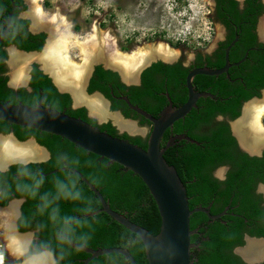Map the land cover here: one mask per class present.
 I'll list each match as a JSON object with an SVG mask.
<instances>
[{
    "label": "trees",
    "instance_id": "trees-1",
    "mask_svg": "<svg viewBox=\"0 0 264 264\" xmlns=\"http://www.w3.org/2000/svg\"><path fill=\"white\" fill-rule=\"evenodd\" d=\"M14 2L17 6L20 4L18 0ZM7 3L9 11H11L12 3L11 1ZM217 4L220 20L229 27H233L232 24H236L238 27L246 29L244 31V38H247V41L251 42V46L254 45V41L251 39L252 35L247 29L248 27L253 28L255 26V17L252 16L250 18V14L259 8L260 5L257 4V0H249L245 12H241L238 9V2L234 0H217ZM5 5V1L0 0V34L4 32L6 26L7 14H4L3 11ZM12 22L14 24L11 27L10 33L0 48L1 103L11 105L22 104L30 107H36L41 103L43 107H49L71 117L81 119L113 137L129 141L145 150L147 149V141L140 137H130L127 134L118 135L117 130L110 123L98 125L95 120L87 116L85 108L71 109V97L68 94H60L53 85L52 79L37 64L33 65L31 71L29 84L31 91H28L25 87L17 90L10 88L8 86L9 77L7 76L6 66L8 55L2 49V46L15 44L18 49L23 51H42L45 38L44 35L31 37L27 33L28 21H16L13 18ZM38 38L41 39L39 42L31 43L33 39ZM259 61V64L253 69L254 72L246 78V84L237 83L234 87H231L230 83L228 87V84H223L224 88H222V92L216 100H202V102L206 103L207 108L204 114L191 113L190 116H187L185 126L181 124L182 121L176 124V132H186L191 141L177 140L166 149L164 158L170 166L176 169L183 182L191 210L197 208L198 205L203 206L213 202L214 204H219L221 208L227 204L231 206L237 204L239 207L235 210V213H240L244 218L254 221L260 218L262 214L264 215L263 212H259V198L254 193L255 184L252 183L253 176L248 175L249 171L252 172L256 169H249V165L254 160H250L246 155H240L236 159L234 154L237 153V145L235 139L230 135L228 126L226 123L215 121V117L218 114L229 115L232 119L239 117L243 101H247L254 96H259L257 89L264 88V56H261ZM118 79L117 73L105 71L102 67H97L90 82L89 92L99 91L103 93L113 102V111L121 109L126 117L133 116L136 119L138 115H132L133 112L130 110L129 105L124 102H116L110 93L111 89L109 85H113L112 87L115 90H125L124 86L118 85ZM251 86H257L256 92L247 93L245 89ZM127 96L130 100L129 102L135 105L140 104L144 110L155 117H157L158 114L156 113L166 102L165 99H158L157 104L152 106L143 104L140 99L137 101L130 94H127ZM178 101H181V99H177L175 102ZM143 122L147 121L143 120ZM11 131L21 141L27 140L31 136H36L38 142L51 152V160L49 162L40 165H30L34 171L37 169L41 170L47 178L41 192L52 189L51 182L59 172L50 175L46 174L57 169V155L67 153L71 157L78 159V171L101 192L113 210L124 214L133 223L147 229L152 234H159L162 220L157 204L146 184L132 171L126 170L117 163H111L107 159H102L93 153H89L60 136L0 120V133L8 134ZM167 138L161 144V148L166 147ZM230 162L235 166V171L230 174L227 182H220L212 176V171L217 167ZM15 172L16 168L13 167L9 173V179H11L12 174ZM93 179L98 183H93ZM237 185V191L232 194ZM81 186L83 187L84 194L97 202V219L100 221L94 225L95 230L89 249L125 248L132 254L138 264H148L145 245L141 238L107 213L101 211L102 205L100 200L82 180ZM223 187L224 189H222ZM233 195V202L229 203ZM36 204V200L25 199L22 207L25 216H30L35 212ZM61 207L66 212H72L75 205L61 202ZM244 218L231 217L230 223L232 221L233 223L230 224V227L221 224H216L213 227L207 226L208 228L201 229L202 236L195 232L191 236L193 245L191 249L192 264H246L238 255L234 254L235 247L244 245L240 232ZM41 219L44 218L36 216L34 222H39ZM203 219H207L204 214L199 212L194 213L190 219L191 230L195 231L198 222ZM250 234L264 237V230L252 231ZM198 242H200V245L196 246ZM88 257H90V254L86 251L74 254L70 257V264H84V260ZM89 264L130 263L123 255L113 253L96 258Z\"/></svg>",
    "mask_w": 264,
    "mask_h": 264
},
{
    "label": "flooded vegetation",
    "instance_id": "flooded-vegetation-1",
    "mask_svg": "<svg viewBox=\"0 0 264 264\" xmlns=\"http://www.w3.org/2000/svg\"><path fill=\"white\" fill-rule=\"evenodd\" d=\"M2 1H5L6 3L5 7H3V11H4V14H7V18L5 21L6 26H5L4 32L9 27V33H10L11 27L14 24L12 22L13 18H15L16 21H28L29 24L27 27V33L31 37H36L40 35L45 36L44 44H43V49H44V47L48 43L50 33L48 32L47 28L34 26V17L27 15L29 4H31L32 7H34V3L30 2L29 0H18L20 4L17 6L14 2L15 0H2ZM8 1H11L12 3L11 11H9V6L7 3ZM207 1L211 3V8H210L211 9V14H210L211 19L213 23L218 24L221 29V34L217 37V40L214 46L210 50L209 49L203 50V49L198 48L191 55L190 58H187L185 54L183 53L179 54V56L177 54L174 56L172 55V57H169V58L168 57L166 58L165 56H162L159 54L151 56L152 58L150 56H146V58L142 62L136 63V64H140V66L135 69V72L131 79H127L126 77H124L122 73L119 72L117 68L115 67L110 68L109 66L108 68H105L104 66L107 64H103V62L99 64H95L94 67L92 68V72L90 73V76H89V79L86 85V94H88V96H91L92 94L99 92V91H95L93 93H90L89 87H90L91 79L93 78L95 74L96 68L102 67V69L105 71H111L113 73H117L118 78H119L118 85L125 87V90L122 91L121 89L115 90L112 87L113 85H109L111 89L110 93L113 95V98L115 99L116 102L118 103L124 102L128 104L127 100L128 101L130 100L127 94H130V96L135 97L137 101L138 99H140V101H142L143 104H148L152 106L157 104L158 99L166 100V102L164 103V106H162V108L156 113L158 114L157 117L153 116L151 113L144 110L140 106V104L135 105L130 102L131 106L129 104L128 105H129L130 110L133 112L132 115H138V117L134 119L133 116L126 117L121 109L113 111L112 110L113 102L109 100L103 93L99 92L102 96H104L105 99L109 101L111 111L119 112L120 115H122V117H124L125 120H132L137 123L138 132L134 133L133 135L130 134L129 131L121 129L114 122L112 118H110V120L104 121L103 123L102 122L100 123V121H98V119L95 118V116L94 117L92 116L90 110L88 109V107H86L87 106L86 104H85L86 106L84 104L75 106L74 100H73L74 94L72 92V89H70L71 88L70 85L69 87L67 86L64 87V85L59 84L56 81L54 75H53V80H52L53 85L56 87L57 91L60 94H68L71 97V100H72L71 105H70L71 109L85 108L87 110V116L90 119L95 120L98 125L110 123L117 130L118 135L127 134L130 137H140L143 140L147 141V145H148V139L152 131L153 123L149 119H147L145 116L140 114L137 111V109L143 112H146L147 114L151 115L154 118H158L160 116V113L163 110H165L167 107H169L170 103H172L173 108H178L184 105L189 98V90L187 87L188 75L196 69H201V68L220 69L224 67L226 63V57H225L226 50L229 47V45L232 42H234L236 38H238L236 44L232 47V49L229 52V60H230L231 67L229 68L228 73L218 75V76L196 75L193 78V81H192L193 89L195 93L199 95V98L196 103V106L191 110V112L187 116H190L191 113L204 114L207 108H206V103L202 102V100H208V99L216 100L219 97V94L222 92L221 91L222 88H224L223 84L224 85L228 84L227 87L229 86V83L231 84V87L236 86L237 83L246 84L245 82L246 78H248L249 75L254 72L253 71L254 67L260 63L259 58L261 56H264V26H262L264 25V0H257V4H259L260 6L259 8L256 9L254 13L250 14V18L252 16L255 17V26L253 28L248 27L247 29L252 35L251 39L254 41V45L252 46L250 45L251 42L247 41V38H244V31L246 29H244L243 27H238L236 24H232L233 27H229L227 24L223 23L220 20V13L218 12V9H217V6H218L217 0H207ZM234 1L238 2V9L241 12H245L248 6L249 0H234ZM32 14L34 13L32 12ZM71 29L73 31V25ZM9 33L7 34V36L9 35ZM40 40H41L40 38L33 39L31 43H37ZM1 45H0V48H1ZM2 49L5 50L8 55V58L6 60V66L8 64L7 61L10 57L9 53L12 49L23 51V50L18 49L15 44H11L8 46H2ZM42 51H30V52L24 51V52H27V53L39 52L40 54ZM245 57H246V60L244 62H242L240 65H236V63L240 62ZM34 64L39 65L38 62H34L32 64V67L30 70L29 82H28L27 87H25L28 89V91H31L29 84L31 80V71H32ZM39 68L41 69L40 65H39ZM8 86L10 88H13L10 86L9 81H8ZM256 88L257 86H253V87L251 86V87H247L245 90L247 93H253V92H256ZM13 89L17 90L19 88H13ZM257 90L259 91V96L257 97L254 96L247 101H243L242 106L240 108L239 117L232 119V117L229 115L218 114L215 117V121L218 123H221V122L226 123V125L228 126L230 130V135L232 138L235 139V142L237 145V149H236L237 153L234 154L236 159H238L240 155H246L250 160H254V162H252L251 165H249V169L250 168H254V169L256 168V169L253 170L252 172L249 171L248 175L253 176L252 183L255 184L254 193L259 198V204H258L259 212L264 213V137H261L260 131L253 129L252 127L246 124L244 126V130L241 129V132L239 134L234 130V127H233L234 124L239 123L242 117H244V108L247 104H249L252 101L263 99L264 88H260ZM177 99L178 100L181 99V101L175 102ZM187 116L184 119L179 120V121H182L181 124L183 126H185L187 123V118H188ZM143 120H146L147 122H143ZM177 122L173 125L172 128H169L164 134L161 144L165 141L166 137H168L166 148L168 146L173 145L177 140L191 141L189 139L190 137L186 134V132L184 133L176 132ZM260 122L262 126L264 127V116L261 118ZM144 126H147L149 128V131L147 133H145V130L143 128ZM10 135L13 137L11 139L18 142L20 145L21 144L22 145L31 144V142L27 143V141L34 140L35 143L33 142L32 143L35 144L38 148H40L43 151V158L36 159V162H34L33 164L40 165V164L47 163L51 160L50 150L46 148L45 146L41 145L38 142L36 136H31L29 139L21 141L15 135V133L11 131L8 134L0 133V139H4L8 137L10 138ZM255 160L257 161V163H255L256 162ZM234 171H235V166L231 164L230 162V163L217 167L214 171H212V176L220 182H227L229 180L230 174L233 173ZM236 187L233 190L232 194L237 191L238 185ZM222 189H224V187ZM233 197L234 195L231 196L229 203L233 202ZM24 203H25V200H19V204H21L22 207ZM0 207L3 208L4 205L0 204ZM238 207L239 205L237 204L233 206L227 204L223 208H221L219 204H214L213 202H211L208 205H203V206L198 205L197 208H203L207 210L211 216L216 217V218L215 219L211 218L206 213L199 212L201 214H204L207 219H203L198 222V226L196 227V233H199V235L202 236L203 233L201 232V229L203 228L206 229L208 228L207 226L213 227L216 224H221L223 226L230 227L231 226L230 224L233 223V221L232 223H230L231 217L244 218V216L241 215L240 213L239 214L235 213V210H237ZM253 221L254 220L252 219L244 218L242 226H241L242 229L240 231L242 234L241 236H242L244 245L235 247L234 254H236L235 252L236 249L246 246L248 238H257V239L264 238V237L253 236L250 234V232L252 231H263L264 230V215L262 214L260 218H258L254 222ZM199 245H200V242H198L196 246H199ZM263 263H259V264H263Z\"/></svg>",
    "mask_w": 264,
    "mask_h": 264
},
{
    "label": "water",
    "instance_id": "water-1",
    "mask_svg": "<svg viewBox=\"0 0 264 264\" xmlns=\"http://www.w3.org/2000/svg\"><path fill=\"white\" fill-rule=\"evenodd\" d=\"M8 33L9 27L3 34L0 35V45ZM237 40L238 38H236V40L232 42L226 50V63L224 67L220 69H196L188 75L187 87L189 90V98L184 105L178 108H173L172 103H170L169 107L163 110L158 118H154L146 112L136 108L140 114L145 116L153 123L152 131L148 139V147L146 150L130 143L129 141L113 137L105 132H102L98 128L81 119L71 117L63 112H59L49 107H43L41 103H39V105L36 107H30L22 104L11 105L0 102V120L10 124L60 136L64 139H67L76 146L86 150L87 152L93 153L102 159H107L111 163H117L123 166L126 170L132 171L134 174L139 176L148 187L157 204L161 216V230L157 235H154L147 229L133 223L124 214L113 210L101 192L79 171L81 180L95 193L97 198L100 200L102 205L101 211L107 213L117 222L141 238L145 245L148 264H192L191 249L193 248V245L191 242V236L196 232V230H191V216L197 212H204L211 218L215 219L216 217L211 216L210 213L203 208H195L193 210L190 209L187 191L183 182L181 181L176 169L170 166L164 158V153L170 146L167 148H161V142L165 132L169 128H172L177 121L184 119L196 106L199 95L195 93L193 89V78L196 75L218 76L228 73V70L231 67L229 52L236 44ZM12 51H16L23 56L27 54H39V52L27 53L15 49ZM245 60L246 57L240 62L236 63V65H240ZM102 62L103 64H106L101 60L88 64L87 74L83 80V92L87 97L96 96L101 98L110 114L119 116L125 120L119 112H113L110 110L109 101L105 99L104 96H102L99 92L94 93L91 96L86 94V85L90 73L92 72V68L95 64ZM8 64L11 65L12 63L9 61ZM109 66L110 68L112 67L108 64L104 67L108 68ZM42 70L53 80V75L49 70L45 68ZM10 86L16 88L13 84H10ZM73 100L75 106L83 105L76 102L75 95H73ZM127 103L131 106V103L128 100ZM86 107H88L91 112V108L88 105ZM37 112L44 115V119L38 124H29L21 116V114L35 115ZM51 114H58V116L57 118L53 119L51 118ZM91 114L93 117L95 116L92 112ZM104 120L105 119H98V121ZM125 121L131 122L137 126L135 121ZM10 138L13 137L10 135ZM30 142L35 143L34 140L27 141V143ZM56 172H58V169L53 170L46 175ZM17 203H19V201H17ZM249 242L264 243V238H248L246 246L236 249V254L248 264L263 263L264 257L252 259L247 258L243 254L245 251H247ZM86 252L90 254V257L84 261V264H89L96 258L113 253L123 255L130 264H138L132 254L127 249L121 247L105 248L99 250H92L88 248Z\"/></svg>",
    "mask_w": 264,
    "mask_h": 264
},
{
    "label": "clouds",
    "instance_id": "clouds-1",
    "mask_svg": "<svg viewBox=\"0 0 264 264\" xmlns=\"http://www.w3.org/2000/svg\"><path fill=\"white\" fill-rule=\"evenodd\" d=\"M21 116L29 124L44 119L39 112ZM56 161L59 174L52 189L41 192L47 178L30 167L36 156L13 139H0V264H8V258L12 264H70V257L89 248L94 225L100 222L97 202L84 194L78 159L61 153ZM13 167L16 172L9 179ZM25 199L37 201L30 216L17 203ZM61 202L75 205L73 211H64ZM36 216L44 219L34 222Z\"/></svg>",
    "mask_w": 264,
    "mask_h": 264
},
{
    "label": "rangeland",
    "instance_id": "rangeland-1",
    "mask_svg": "<svg viewBox=\"0 0 264 264\" xmlns=\"http://www.w3.org/2000/svg\"><path fill=\"white\" fill-rule=\"evenodd\" d=\"M39 6L49 14L58 11L73 25V32L81 37L90 34L94 25L102 31H108L116 39L117 48L122 53H131L135 49L145 53L148 50L147 54L152 53L154 56V48L163 44L168 45L173 56L183 53L190 58L198 48L210 50L221 34L220 26L211 19V3L207 0H42L37 3ZM34 7L29 4L28 16L34 17ZM46 46L35 57L43 54ZM11 51L8 63L12 60L11 53L15 52ZM68 53L71 54L72 64L83 67L84 60L78 49L70 48ZM34 62L45 68L38 57L28 62L23 60L7 64L9 83L16 88L27 87ZM135 66L133 72L139 65ZM57 67L58 72H55L59 73V67L62 66ZM49 68L47 70L51 72ZM86 70L87 67H84V75L87 74ZM17 75L26 78L22 84L14 83ZM107 120L110 119L104 121ZM143 128L145 133L149 131L147 126ZM8 264H12L11 258H8Z\"/></svg>",
    "mask_w": 264,
    "mask_h": 264
},
{
    "label": "bare ground",
    "instance_id": "bare-ground-1",
    "mask_svg": "<svg viewBox=\"0 0 264 264\" xmlns=\"http://www.w3.org/2000/svg\"><path fill=\"white\" fill-rule=\"evenodd\" d=\"M39 1L42 0H34L33 2L35 6L34 25L37 27L47 28L48 32L50 33L45 51L40 56H37L40 62L44 64V67L46 69L48 68V66L51 68V73L52 75H54L56 81L59 84L64 85V87H69L70 85V89H72V92L75 95L76 102L79 104L88 105L91 108V112L96 115V117H98L99 119L112 118L121 129L127 130L133 134L138 132V127L133 123L126 122L119 116L110 114L107 111L101 98L96 96L87 97L85 95L82 88L83 80L85 78L84 67H87V64L91 62L101 60L106 64L117 68L127 79H131L134 74L132 68L137 65L135 63L142 62L146 58V56H148V54L150 55V57L153 56V54H147L148 50L144 53L141 50L136 51V49L135 51H131V53L120 52L117 48L116 39L111 36L108 31L100 30L97 25L93 26L90 34L86 35L85 37H81V35L75 34L72 31V24L68 22V19L66 20L64 16L60 15L58 11L53 14H49L47 12H44L40 6L37 7V3ZM70 48H73V50H79L82 59L84 60L83 67H78L72 64L70 58L71 54L69 55L68 53ZM154 49L156 51V54L165 56L166 58L172 57L173 55L168 45L158 44ZM11 54V62L15 64L23 60H26V62H28L31 59H35V55H37L27 54L26 56H23L16 51L12 52ZM57 65L62 66L59 67V73L55 72H58ZM138 65L140 66V64ZM25 79L26 78H24L23 75H17V79L16 77L14 78V83L22 84ZM263 116L264 96L263 99L252 101L245 106L244 117H242L239 123L233 125L234 130L239 134L241 132V129L244 130V126L246 124L253 129L260 131L261 137H264V127L260 122ZM21 146L29 148L31 152L36 156V159L43 158V151L32 142L31 144H21ZM243 254L247 258L252 259L264 257V243L249 242L247 251H245Z\"/></svg>",
    "mask_w": 264,
    "mask_h": 264
}]
</instances>
